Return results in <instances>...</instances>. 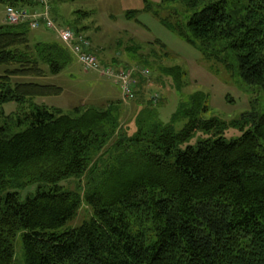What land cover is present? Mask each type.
<instances>
[{"label":"trees","instance_id":"trees-1","mask_svg":"<svg viewBox=\"0 0 264 264\" xmlns=\"http://www.w3.org/2000/svg\"><path fill=\"white\" fill-rule=\"evenodd\" d=\"M166 1L193 12L171 31L205 57L231 60L246 89L264 91V0ZM26 25L0 27V66L9 67L0 108L20 106L9 116L0 111V193L37 189L25 202L17 192L0 196V264H16L17 236L24 264H264V114H250L236 140L208 138L180 151L196 131L221 130L216 119L197 118L201 94L173 117L172 124L187 119L179 132L146 107L129 134L114 104L68 112L38 106L33 99L62 89L10 86L11 78L43 77L39 61L59 74L72 55L59 41L31 44L15 31ZM71 180L84 183L59 186ZM82 202L92 218L58 234Z\"/></svg>","mask_w":264,"mask_h":264},{"label":"rangeland","instance_id":"rangeland-1","mask_svg":"<svg viewBox=\"0 0 264 264\" xmlns=\"http://www.w3.org/2000/svg\"><path fill=\"white\" fill-rule=\"evenodd\" d=\"M33 2H0V27L5 25V9L9 4L26 10ZM37 5L42 10L41 5ZM48 7L53 23L58 28L69 29L87 38L92 45V54L99 60L106 64L113 62L120 67H142L149 71L148 78L137 79L136 99L143 95L146 101L144 107L151 110L162 124H172L183 102H189L197 94L203 96L205 111L199 112L197 118L200 121L216 119L222 124L221 130L218 134L214 130L209 133L196 131L177 146L180 151L208 138L221 137L226 142L236 140L249 130L250 114H264V91L246 89L238 79L231 60L205 57L171 31L172 27H184L193 14L182 2L49 0ZM25 28H16L15 31L26 32L31 44L58 42L54 32L43 26L31 29L27 24ZM39 65L45 73L43 77H14L11 78L10 86L33 83L61 88L63 92L60 96L35 98L32 103L64 112L75 108L105 110L114 104L120 109L121 122L129 134L135 133L134 110H124L120 88L112 81L96 72H86L73 56L59 74H52L45 62L39 61ZM173 68H179L180 74L176 75ZM7 69L9 67L0 66V77ZM136 99L130 101V107L135 106ZM150 100H153V105ZM19 109L18 104L10 102L4 104L0 111L9 116ZM186 123L187 119H182L172 125L179 132ZM83 183V180L62 181L59 186L75 190L77 185L82 186ZM36 189V183L21 188L8 187L0 196L6 192H17L20 202H25L35 194ZM91 218V209L82 202L74 218L56 232L61 234L78 228ZM13 246L16 264H24L19 236L13 240Z\"/></svg>","mask_w":264,"mask_h":264},{"label":"built area","instance_id":"built-area-1","mask_svg":"<svg viewBox=\"0 0 264 264\" xmlns=\"http://www.w3.org/2000/svg\"><path fill=\"white\" fill-rule=\"evenodd\" d=\"M37 1L42 7L40 12L31 13L23 9L7 7L5 9L6 24L28 23L31 29H38L43 26L45 29L52 30L57 39L69 50L86 72H96L101 77L112 81L120 88L124 102L133 101L137 89V79L148 78L150 76L149 71L142 67H116L102 63L92 54L91 43L87 38L69 29L58 28L53 23L49 14V0Z\"/></svg>","mask_w":264,"mask_h":264},{"label":"crops","instance_id":"crops-1","mask_svg":"<svg viewBox=\"0 0 264 264\" xmlns=\"http://www.w3.org/2000/svg\"><path fill=\"white\" fill-rule=\"evenodd\" d=\"M38 3L37 2H33L31 4H29L30 6L28 7V9H26L28 12H40L41 10H39V7L37 5ZM5 23V22H4ZM108 63H111V64H114L113 62H108ZM138 92V90H137ZM143 95H140L138 99H136V103H135V106L133 105V107L131 108L130 107V102H124L123 100V103L125 104V107H124V110H127V109H132L134 110V117L136 116L137 112L142 109L144 106H145V98L142 97ZM137 97H138V94H137Z\"/></svg>","mask_w":264,"mask_h":264}]
</instances>
